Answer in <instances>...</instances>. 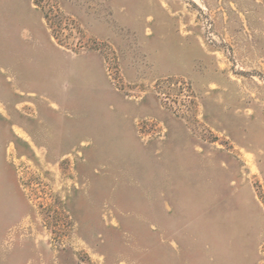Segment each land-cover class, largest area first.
I'll return each instance as SVG.
<instances>
[{
	"label": "rangeland",
	"instance_id": "rangeland-1",
	"mask_svg": "<svg viewBox=\"0 0 264 264\" xmlns=\"http://www.w3.org/2000/svg\"><path fill=\"white\" fill-rule=\"evenodd\" d=\"M0 264H264V0H0Z\"/></svg>",
	"mask_w": 264,
	"mask_h": 264
}]
</instances>
